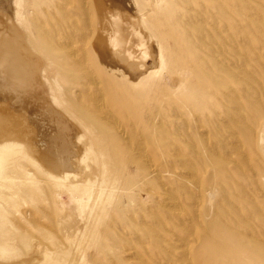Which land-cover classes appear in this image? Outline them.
<instances>
[{
	"label": "rangeland",
	"instance_id": "rangeland-1",
	"mask_svg": "<svg viewBox=\"0 0 264 264\" xmlns=\"http://www.w3.org/2000/svg\"><path fill=\"white\" fill-rule=\"evenodd\" d=\"M39 1L41 8L51 11L45 27L53 30L57 7L46 0H36L35 7ZM130 1L131 11L148 18L149 34L162 50L165 69L135 86L89 59V67L100 71L98 80L106 81L103 90L111 94L108 110L125 129L126 139L104 127H81L105 143L100 141L103 146L95 145L89 155L83 146L63 147L65 151L57 147L56 155L72 153L80 170L68 180H55L30 163L4 167L0 207L12 222L21 224L19 229L8 224L22 246L11 264L20 259L28 264H264V0ZM65 14L66 10L60 14L64 25L72 22ZM75 21L80 29L83 23ZM78 35L84 40L81 31ZM181 70L189 79L175 86L172 78ZM70 79L76 80L72 89ZM79 79L67 73L62 83L74 98L82 93ZM12 85L7 90L0 82V126L24 142L27 114L37 106L25 101L26 88L15 90ZM78 131L76 137L83 134ZM33 132L30 129L28 135L45 147V140ZM121 139L129 145L123 146ZM136 144L143 147L145 159ZM148 162L154 164L155 175L146 168ZM163 198L180 210V216L168 211Z\"/></svg>",
	"mask_w": 264,
	"mask_h": 264
},
{
	"label": "bare ground",
	"instance_id": "bare-ground-1",
	"mask_svg": "<svg viewBox=\"0 0 264 264\" xmlns=\"http://www.w3.org/2000/svg\"><path fill=\"white\" fill-rule=\"evenodd\" d=\"M46 1H48L51 4L54 3V6L57 7V11H58V14L54 16V18L58 20L57 26H55L53 30H47V28L45 27L47 22L49 23L50 21V19H48V15L51 11L49 12L48 9L41 8L42 7L41 1H39L40 5L37 4V7H35L36 5L34 3L36 2V0H0V77L2 79V81L0 79V82L4 83L5 86H7V90H8V85L11 86L12 83L15 85V87L23 86L24 88L22 89L26 88L25 91H27L28 96L26 95L27 100L25 101L28 103H30V101H34L36 103L35 106H37L36 110L39 111V112H37L36 110H34V112L31 111L30 112L31 116L27 114L28 119L26 118L27 119L26 124L23 127H26V125L28 126L26 127V130H23L24 133L22 135L25 138L29 139L28 142H27V139H25L24 142H21L20 140H18L19 137L18 139L17 137L15 138L13 134L11 133V131L6 130L7 128L5 129L4 126L2 127V124H1L0 126V178L2 179L5 177L4 167L6 165L19 164V166L22 167L23 165H26V163H30L31 165L38 167L40 170H44L45 172H48L50 177L58 181L63 180V179L68 180L70 179V177H73V178L76 177L77 172H79L80 170L79 169H78L79 171L77 170L76 167L78 166L71 159L72 153L68 152L69 151L68 150L66 151L68 153L63 154V151H62V154L64 156L61 155L62 156L61 157L60 155H56L57 152H55V149H57V147L59 148L64 147L65 149H75L77 148V145H78V146L85 147L86 148L85 153L86 155H89L88 153L90 152V149H93L95 145L98 144V145L103 146L105 143V139L100 138V141L101 142L103 141L102 143L103 145L99 144L100 141L98 142L97 139L94 138L92 134L90 135L86 134L87 131L83 132L82 128L90 129L92 128V126L94 127L96 126V130H98L100 127H104L105 129H110L114 131L121 138L126 139L124 137V135L126 134L125 129L120 124H118L117 121H115L116 119H114V117L112 116L114 113L111 115V113L108 110V105H107L108 99L107 98L111 97V94L110 93L106 94L105 90H103L105 87L106 81H103L101 83L98 80L99 78L97 74L100 71L99 69L94 68L96 72L95 73L94 70H92L89 67V59L94 64H97L96 61L100 62L105 68H107L111 72H115L112 74L123 76L135 86L140 85L148 77H152V76L154 77V75L160 74L161 71L165 69V64L163 63V58H162L163 56L162 50L159 48L158 45L156 46V44H153L152 39L154 37L152 38L151 37L152 34L151 35L149 34V29H148L149 20H147L148 18L146 19L145 16H139L135 14L133 11H131V1L130 0H46ZM149 1L150 0H148V2ZM63 10L64 11L66 10V14L64 15L65 18L72 21L70 23L68 22V24H65V25L61 23V18H60V14L63 15ZM151 11H154V13H156L155 10L153 9ZM52 14L54 15L55 11L52 12ZM156 17H157V13H156ZM75 20H80L83 23L80 29L78 28V24L76 23ZM155 23H156L155 24L156 26L157 22ZM165 29L166 28H164V31ZM80 31L82 35H84V40H83V37H81L82 40H80L81 38L78 35ZM217 33L218 32H216V34ZM159 35L161 36L160 33ZM212 37H214V35ZM86 39L88 40L86 41ZM160 41L161 40H159V42ZM160 45H162V43ZM166 47L167 46H165V48ZM169 52H170V46H169ZM169 52L168 53L165 52V53L169 54ZM171 55H172V52H171ZM181 59H184V58H181ZM170 60L172 61V59ZM166 61H167V58H166ZM148 62H150L149 65H147ZM182 67L183 66H181L180 68ZM141 68L142 70H140ZM184 69L186 68H183L182 70ZM182 70L179 71L174 76L172 75L173 76L172 79L175 82V86H176V82L178 83V82H181L182 80L184 81V79L188 81L189 79L188 73ZM190 71L192 72V70H189V72ZM64 72L66 76H67V73H69L71 78H80L79 80L82 81L81 82L82 84L80 86L82 88L81 90L82 93L79 94V98L77 97L78 99L69 95V93H67L64 86L62 85L63 81L66 80V76H63ZM193 72H196V71L194 70ZM165 76L167 78L169 75L167 76L165 74ZM163 78L165 79V77ZM69 83H70L69 85L70 89H72L71 87H74L76 85V80L70 79ZM15 87L13 86V88ZM15 90L11 92H15ZM19 90H21V88L20 89L17 88L18 92ZM147 91L146 93H148ZM22 94H24V92H22ZM23 98L26 99V97H23ZM18 100H14V102ZM83 100H84V103H82ZM5 101L7 100L5 99ZM145 101H146V98H145ZM149 101L150 100H148V102ZM152 102L154 103V101ZM147 103H146L147 106L151 104V103L149 104ZM30 106H28L29 108L27 107L28 110L31 108ZM148 108L150 109V107ZM146 111L145 113L147 114L148 111L147 112ZM112 112L114 111L112 110ZM157 115L158 114L154 116L156 117V120H157ZM137 118H138V115H137ZM77 119L80 121V123L77 122ZM123 119L124 118H122V120ZM122 120L120 119V121ZM197 124H198V121H197ZM10 128L11 127L9 126V129ZM29 128L32 129V131L34 130L33 135L36 137H39L38 140H42V139L45 140L43 141V142H46L45 147H43V145L40 144L42 146L41 148V146H39L40 142L38 143L37 139H35L32 135H28L30 131ZM77 128L78 130H81V133H83L79 137H76V135L79 134L77 133L79 132ZM139 128L140 127H138V130ZM191 128H194V124L193 125L191 124ZM195 130H197L196 127H195ZM186 131L188 130L186 129ZM204 131L206 132V130ZM202 133L203 132L201 131V134ZM108 135H111V134H108ZM131 135L132 134L130 133V136ZM191 136L194 137L193 135ZM133 139L134 138H131V140ZM95 140L97 143L95 142ZM137 140L139 141V138H137ZM199 140L200 139L198 138V141ZM121 141L123 140L121 139ZM128 142L126 140L123 141V146L127 147L129 145ZM213 143L214 142H212V146L216 147L215 146L216 144L213 145ZM140 145L137 146L136 144L135 146H137V150L139 151L140 156H142V158L145 159L146 157L142 149L143 147L141 148ZM195 149H196V146H195ZM126 150H125V153H126ZM50 152H52V155H49L51 154ZM120 163L122 164V162ZM146 165H147L146 168H148L150 171L149 173L151 175H155L156 173L153 169L154 164L152 166L150 162H148ZM144 167L145 165L143 166V168ZM188 169L190 170L191 168H188ZM173 175H175V173ZM180 177H182V175H180ZM193 179L192 181H195ZM195 183L196 181L194 182V184ZM195 187H196V184H195ZM195 187L193 185V188ZM207 189L208 188H206V190ZM191 192L193 193L192 190ZM0 194H1V190H0ZM194 194H197V193L194 192ZM194 202L196 204L195 206H197L196 200ZM162 203L165 207H167L168 211L170 210L172 212V214L174 213L177 216H180L181 212L176 206L174 207L168 206L169 204L167 200H165L164 198H163ZM199 203H198V206H199ZM1 207H0V264H11L12 261H15V259L20 257L19 253L22 250V246L20 245L21 237L15 234H10L8 224L11 223L12 226L17 229L21 227V224L17 222V220L15 222H12V220L9 218V215H7L8 213L6 214L5 210H3ZM206 214L207 213H205V215ZM186 219L188 218H185V220ZM193 221L191 222L193 223ZM188 235L190 236L191 234H188ZM185 249L186 248L183 247V250ZM39 253L41 254V252ZM34 254H32L33 257L35 256ZM183 254L184 253L181 252V255ZM21 260L22 259H20V261L17 264L27 263Z\"/></svg>",
	"mask_w": 264,
	"mask_h": 264
}]
</instances>
